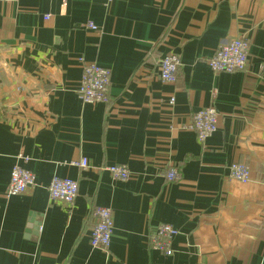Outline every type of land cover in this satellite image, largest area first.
Segmentation results:
<instances>
[{
	"label": "crops",
	"instance_id": "0c3cea01",
	"mask_svg": "<svg viewBox=\"0 0 264 264\" xmlns=\"http://www.w3.org/2000/svg\"><path fill=\"white\" fill-rule=\"evenodd\" d=\"M236 38L247 69L214 73ZM84 62L110 70L108 103L80 99ZM209 107L218 129L201 145L192 118ZM15 165L35 185L8 197ZM54 177L78 181L73 204L50 201ZM98 208L113 211L108 250L90 244ZM161 224L179 231L170 256L151 245ZM0 264H264V0L0 2Z\"/></svg>",
	"mask_w": 264,
	"mask_h": 264
},
{
	"label": "built area",
	"instance_id": "2783aa9c",
	"mask_svg": "<svg viewBox=\"0 0 264 264\" xmlns=\"http://www.w3.org/2000/svg\"><path fill=\"white\" fill-rule=\"evenodd\" d=\"M17 0H0V2H13ZM110 3L112 0H106ZM89 27L98 30L93 23ZM249 41L246 38H236L222 44L215 54L208 59L210 69L214 73L243 72L249 65ZM179 55L167 54L160 60V80L165 84L177 82L179 68L181 67ZM111 85V72L97 63H85L83 74L77 89L80 99L90 105L106 104L110 101L109 91ZM175 98H171L170 104L174 105ZM218 111L214 107L203 109L193 115L192 128L197 134L198 142L204 145L206 141L218 129ZM81 168L88 167V160L83 158L79 164ZM107 171L111 176L122 182L131 179V172L126 166H109ZM230 177L242 183L251 180V169L243 163H235L230 167ZM169 182H175L179 175L175 168H171L166 176ZM35 175L28 169L15 165L7 190V196L23 194L31 186L35 185ZM79 196L78 181L54 177L49 185V197L51 202H64L73 204ZM114 232V216L110 208H98L96 210V224L91 233L90 244L94 249L108 250L111 246ZM179 234L173 226L161 224L151 237V245L155 250L170 256L173 254L172 240Z\"/></svg>",
	"mask_w": 264,
	"mask_h": 264
}]
</instances>
